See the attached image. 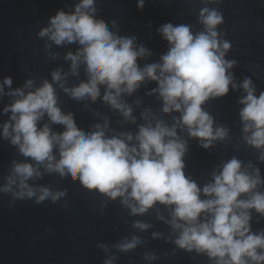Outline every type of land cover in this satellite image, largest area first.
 Wrapping results in <instances>:
<instances>
[{
    "label": "clouds",
    "instance_id": "9594fccd",
    "mask_svg": "<svg viewBox=\"0 0 264 264\" xmlns=\"http://www.w3.org/2000/svg\"><path fill=\"white\" fill-rule=\"evenodd\" d=\"M203 2L218 4L223 0ZM95 4L96 0H80L73 12L59 10L38 32L40 38L47 37L57 46L80 45L75 53L68 52L65 60L71 61L72 75H78L83 65L86 81L66 87L68 74L59 69L51 72L52 82L45 79L39 87H34L31 78L15 89L11 77L0 81V97L15 98L3 109L11 115L0 135L32 161L12 162L6 182L0 185V194L11 198L10 205L18 200L57 204L67 197V190L53 191L29 184L30 180L42 178L43 166L48 174L70 176L83 188L111 200L122 198L121 204L130 209L131 215H143L158 203L170 206L172 218L165 222L178 232L173 242L179 249L206 253L215 264H264V230L253 232L251 226V210L264 216V192L257 190L264 185L260 169L251 164L244 166L243 161L232 157L213 172V182L201 188L185 174L188 143L177 133L178 128L182 131L186 127L189 137L199 138L204 149L211 148L214 141L225 140L229 130L223 126L214 128V118L202 105L211 98L226 96L231 85L233 90L242 88L246 93L239 100L243 105L239 112L243 139L264 150V91L257 95L255 83L248 76L241 84L235 83L229 70L238 61L225 58L233 45L224 38L227 33L220 27L225 23L223 13L215 7H202L198 15V23L203 26L200 31H194L191 24H162L157 31L168 42V51L159 62L141 67L138 59L153 53L137 44L135 36H120L110 30L103 18H97ZM137 7L142 11L145 0H138ZM112 25L115 27L116 22L112 21ZM145 81L157 83L152 93L163 101L162 111L179 112L180 116L169 127L146 110L142 113L146 123L135 136H107V120L103 125L95 124V131H82L74 114L64 113L58 106L54 87L57 84L77 101L95 102L101 97L103 85V101L118 110L125 121L135 124L133 109L122 96L132 95ZM5 86L11 90L6 92ZM45 116L49 123L41 125ZM53 124L62 125L64 130L53 131ZM132 141L135 143H129ZM259 159L264 162V151ZM202 195L206 198L202 199ZM63 207L67 210L69 205L65 203ZM133 227L145 230L151 225L134 221ZM161 235L153 233V238ZM142 243L133 235L112 246L100 242L97 247L106 253L103 264H114L117 257L108 255L112 248L128 253ZM144 258L158 259L154 253H146Z\"/></svg>",
    "mask_w": 264,
    "mask_h": 264
},
{
    "label": "water",
    "instance_id": "95a60500",
    "mask_svg": "<svg viewBox=\"0 0 264 264\" xmlns=\"http://www.w3.org/2000/svg\"><path fill=\"white\" fill-rule=\"evenodd\" d=\"M78 3L80 0H0V81L11 77L12 89H15L23 87L31 78L34 87H39L45 79L52 82L51 72L58 69L68 74L66 87L86 81L84 66H80L78 75H72L71 61L65 60L67 53H75L80 45L57 46L47 37L38 36L57 11L73 12ZM137 3L138 0H96L95 7L97 18H103L110 30L120 36H135L137 44H143L153 53L138 59L141 67L159 62L161 55L168 51V42L157 31L162 24H191L194 31H200L203 26L198 23L199 10L204 6L215 7L225 18L220 26L227 33L224 38L233 45L225 58L238 61L229 70L235 76V83L241 84L248 76L255 83L257 95L264 91V0H223L207 5L203 0H145L142 11ZM112 21L116 22L115 27ZM47 44L51 47L47 48ZM54 87L58 106L64 113H73L77 126L85 132L95 131V124L103 125L107 120V136L119 133L135 136L146 123L142 117L146 110L169 127L175 123L174 118L180 116L179 112L162 111L163 101L157 93H152L158 87L155 81H145L132 95L122 96L133 109L135 124L125 121L118 110L103 101V85L100 86L101 97L95 102L77 101L57 84ZM10 90L5 86L6 92ZM244 95L242 88L233 90L230 85L226 96L211 98L202 105L214 118V128L223 126L229 130L228 137L214 141L211 148L204 149L199 138H190L186 127L182 131L177 129L178 135L188 143L185 174L201 188L213 182V172L232 157L243 161L244 166L251 164L259 168L264 178V162L259 159L264 150L248 145L243 139L245 134L239 116L243 105L239 100ZM14 99L7 95L0 97V133L3 124L10 122L11 115L10 112L5 114L3 109ZM43 123H49L47 116L40 122ZM52 130L62 132L64 128L53 124ZM54 154L59 159L58 152L54 150ZM13 161L32 162L0 135V185L6 182ZM40 171L42 178L30 180V185L47 186L53 191L67 190L68 195L55 205L50 201L36 204L32 200H18L10 205L11 198L0 194V264H103L106 253L97 247L98 243L112 246L133 235L140 237L143 243L128 253L112 248L108 255L117 257L114 264H215L206 253L187 252L174 244L178 232L165 222L172 218L170 206L158 203L143 215H131L130 209L121 204L120 197L111 200L98 191L83 188L70 176L61 178L57 173L48 174L43 166ZM257 190L264 192V185ZM65 203L69 205L67 210L63 207ZM251 213L253 232L264 230V216L254 209ZM160 216L165 219L161 220ZM134 221L148 223L151 227L137 229L133 227ZM153 233L162 235L153 238ZM146 253H154L158 259L146 260Z\"/></svg>",
    "mask_w": 264,
    "mask_h": 264
}]
</instances>
